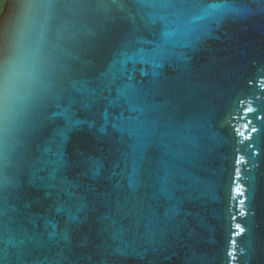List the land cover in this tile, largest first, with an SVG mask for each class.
Returning a JSON list of instances; mask_svg holds the SVG:
<instances>
[{
    "label": "water",
    "instance_id": "1",
    "mask_svg": "<svg viewBox=\"0 0 264 264\" xmlns=\"http://www.w3.org/2000/svg\"><path fill=\"white\" fill-rule=\"evenodd\" d=\"M5 1L0 264H264V0Z\"/></svg>",
    "mask_w": 264,
    "mask_h": 264
},
{
    "label": "snow or ice",
    "instance_id": "2",
    "mask_svg": "<svg viewBox=\"0 0 264 264\" xmlns=\"http://www.w3.org/2000/svg\"><path fill=\"white\" fill-rule=\"evenodd\" d=\"M248 111L251 112L252 109L249 108ZM252 131L255 132L256 129H255V128H252ZM241 135H243V133H241ZM242 162H243L242 159H237V163H238V164H240V163H242ZM236 191H237L238 195H243V193L240 191V188H239V187L236 189ZM236 227H237V229L240 230V232H243V231H244L242 228H240V225H239V224H237ZM233 243H235V242H233ZM228 255L231 257V256H233V253H232V252H229Z\"/></svg>",
    "mask_w": 264,
    "mask_h": 264
},
{
    "label": "flooded vegetation",
    "instance_id": "3",
    "mask_svg": "<svg viewBox=\"0 0 264 264\" xmlns=\"http://www.w3.org/2000/svg\"><path fill=\"white\" fill-rule=\"evenodd\" d=\"M5 8H6V1L5 0H0V17L3 14Z\"/></svg>",
    "mask_w": 264,
    "mask_h": 264
}]
</instances>
